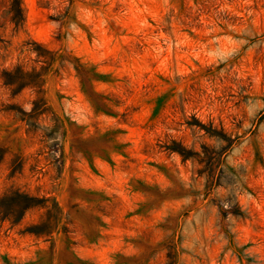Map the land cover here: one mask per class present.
I'll return each mask as SVG.
<instances>
[{
	"label": "rangeland",
	"instance_id": "1",
	"mask_svg": "<svg viewBox=\"0 0 264 264\" xmlns=\"http://www.w3.org/2000/svg\"><path fill=\"white\" fill-rule=\"evenodd\" d=\"M0 264H264V0H0Z\"/></svg>",
	"mask_w": 264,
	"mask_h": 264
}]
</instances>
